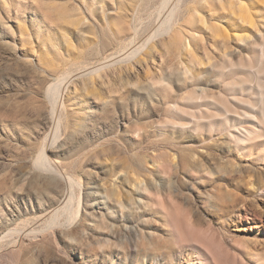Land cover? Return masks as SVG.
Segmentation results:
<instances>
[{"label":"rangeland","instance_id":"rangeland-1","mask_svg":"<svg viewBox=\"0 0 264 264\" xmlns=\"http://www.w3.org/2000/svg\"><path fill=\"white\" fill-rule=\"evenodd\" d=\"M263 113L264 0H0V264H264Z\"/></svg>","mask_w":264,"mask_h":264},{"label":"bare ground","instance_id":"bare-ground-1","mask_svg":"<svg viewBox=\"0 0 264 264\" xmlns=\"http://www.w3.org/2000/svg\"><path fill=\"white\" fill-rule=\"evenodd\" d=\"M170 21L167 22V20H166L167 23L165 24V26L163 25L164 26L163 28L160 27V30H159L160 33L163 34V33H165L166 31H168L170 29V27H171ZM164 23H165V21H164ZM58 90L59 89H57V88H49V90H48V93L50 95L49 99H50V102H51V112H52L53 115L56 112L55 105H56V102H57L56 101V96H58L57 95L58 94ZM262 115L264 116V113ZM263 136H264V117H262V122H260V121L259 122H252V124L249 127L243 126L241 129H239V131L237 133H230L229 134V139H230V141L233 143V145L237 149L244 150L249 145L256 143ZM37 163L42 168H46L47 167V158H46L44 152H42L41 155L39 156ZM46 170H48V169H46ZM67 185H69L70 188H72L74 186H78L79 184L77 183V181L75 179L68 178V184ZM70 199H73V194L72 193L70 194ZM65 210H67V208ZM57 212L58 211H55L54 218L48 223L46 231L45 232H41V233H49V234L52 233L53 228L56 226V224L59 223L58 222V217L56 216ZM77 215H78V212H77ZM69 220H73L74 221V220H76V218L73 219V217H72ZM70 224H71V222H69L67 225H70ZM16 233H18V231H10V234H16ZM20 235L27 236V237H36L38 234L35 231H31L30 233H25V234H24V231H20Z\"/></svg>","mask_w":264,"mask_h":264}]
</instances>
